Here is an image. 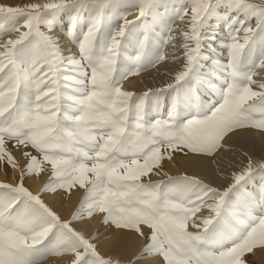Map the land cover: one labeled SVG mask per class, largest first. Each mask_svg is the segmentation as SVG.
<instances>
[{
    "label": "snow or ice",
    "instance_id": "snow-or-ice-1",
    "mask_svg": "<svg viewBox=\"0 0 264 264\" xmlns=\"http://www.w3.org/2000/svg\"><path fill=\"white\" fill-rule=\"evenodd\" d=\"M129 8L134 20L123 17ZM171 17L188 19L179 37L170 34ZM113 18H123L118 29ZM42 26L63 28L67 47ZM4 31L18 34L0 43V163L18 166L9 142L25 149L26 163L17 183L0 182V264H38L50 254L70 255L69 264H121L74 226L94 213L120 244L129 232L145 238L127 264L264 258V160L248 157L223 190L196 174L144 180L173 152L203 168L233 135L264 131V80L254 79L264 69V0H39L0 5ZM177 40L184 63L170 83L141 94L122 88L128 76L165 61L160 46ZM130 46L134 56L125 54ZM44 165L51 175L34 193L24 180ZM77 187L84 195L69 219L41 196Z\"/></svg>",
    "mask_w": 264,
    "mask_h": 264
},
{
    "label": "bare ground",
    "instance_id": "bare-ground-1",
    "mask_svg": "<svg viewBox=\"0 0 264 264\" xmlns=\"http://www.w3.org/2000/svg\"><path fill=\"white\" fill-rule=\"evenodd\" d=\"M26 1L28 0H0V5L18 6L19 4L25 3ZM215 23L216 22H212L213 25H215ZM179 24H182L180 19H178V21H176L173 26H176L177 28V25ZM179 33L180 31H174L170 34L176 36ZM57 37L60 39L61 48H66L67 38L63 35H58ZM181 44V42H177L169 48H172L173 50V48H178L177 46H181ZM213 47H216V45ZM71 50L76 51V47L73 45ZM172 50H170V52ZM220 51L221 50L217 47V52ZM166 52L168 53L167 50ZM171 71H174V68L171 65L170 67H163L162 65L155 66L154 68L146 70L142 74L136 76L133 81V85H138L140 88L149 87L148 84H150L152 81L156 82L157 79L160 78L161 74L165 75ZM262 72H264V69L259 68L257 75H261ZM150 86L152 87L153 84L151 83ZM227 144H239L241 146L242 152L233 156L230 155V153H228V149L224 147L220 158L217 159L215 163H211L209 166H205L203 168H201L199 165L192 164L190 157L185 155L178 157L176 160H174V158L168 160L166 166L170 170L183 169L184 171L191 172V174L194 173L201 176L205 180L212 182L214 180L220 179L222 181L227 179L231 180L230 178L232 172L242 168L243 164H246L248 157H251L253 161L264 160V131L248 129L243 133H237L233 135ZM245 153L247 155H245ZM226 155H230V158L226 157ZM29 186L35 190L38 189L39 181H37V177H35V175L30 177ZM41 196L44 201L60 215L62 219H69L71 213L76 208H74L75 201L77 199L76 193L73 195H68L67 198L62 196L61 191H57L56 194L44 192L41 193ZM99 221V215L94 213L92 217H85L82 222H74V226L84 229L88 236L94 237L98 241V250L102 255L107 256V254L113 253V259H120L121 264H127V261L133 259V254L139 251L145 241L142 237L136 235L135 233L129 232L127 233L129 237L127 242L125 244H120L117 240L119 234L114 229H109L106 225H100ZM70 259L71 257L68 254H63L60 256L49 255L41 264H66L70 261ZM256 260L257 264H264V258L259 256V254L256 257ZM134 264H145V261L142 260L139 262H134Z\"/></svg>",
    "mask_w": 264,
    "mask_h": 264
},
{
    "label": "rangeland",
    "instance_id": "rangeland-1",
    "mask_svg": "<svg viewBox=\"0 0 264 264\" xmlns=\"http://www.w3.org/2000/svg\"><path fill=\"white\" fill-rule=\"evenodd\" d=\"M32 2H39V0H28V1H26L25 3H22V4H19L18 6H23V5H26V4H28V3H32ZM6 6H11V5H6ZM14 6V5H13ZM17 6V5H16ZM159 11L160 12H163L164 11V8L163 7H160L159 8ZM136 15H137V11H136V9H134V8H129V9H126V10H124L123 11V17L124 18H126V19H128V20H134L135 19V17H136ZM176 21H178V18H175V17H171L170 19H168V24H169V26L171 27V29H173V31L172 32H174V31H180V33L178 34V35H176V37H179L180 35H181V30H183V29H185L186 27H187V24H188V19L187 18H185L184 20H180V22L182 23V24H179V25H177V28H176V26L174 27L173 26V24L176 22ZM212 22H216L215 20H213V21H211V23ZM21 22L20 21H18V24H20ZM123 23V18H121V19H116V18H113V20L111 21V24H112V27L114 28V29H118L119 28V26H120V24H122ZM252 26L253 27H255V20H253L252 21ZM86 27V26H85ZM173 27V28H172ZM42 30L43 31H45V32H48V34L49 35H52V36H54V37H57L58 35H62V33H63V28H59V29H53L52 31H49L47 28H44L43 26H42ZM20 31H24V28L21 26L20 27ZM155 31L157 32V33H159L160 31H161V29H160V26L159 25H157L156 26V28H155ZM18 33L17 32H15V31H4V32H2V33H0V43H3L6 39H8L9 37H15L16 35H17ZM163 35L164 36H168L169 35V33L167 32V31H165L164 33H163ZM241 35H243V33H241ZM65 37V36H64ZM177 42H181V43H183V41L182 40H177L176 41V43ZM175 43V44H176ZM172 45H174V44H162L161 46H160V50L161 51H163V53L166 55V57H167V59L165 60V61H160V62H157V63H155V65L154 66H149V67H146V68H144V69H142V70H140V71H138V72H136L135 74H133V75H130V76H128L125 80H123L122 81V88L124 89V90H128V91H133L134 93H137V94H141V93H143V92H145L147 89H149V88H153V89H155V88H158V87H161V86H163V85H165V84H167V83H170L172 80H173V78H174V74H175V72H177V70L179 71L180 70V68H181V66L183 65V63H184V60L181 58V59H177V57H182V50H181V46H177L178 48H173V50H172V48L170 49L169 47H171ZM182 45V44H181ZM75 46V45H74ZM166 46V47H165ZM214 46V45H213ZM205 47V49H207V45H205L204 46ZM167 48H169L170 50H172L171 52H170V50L169 49H167ZM168 51V53L166 52V50ZM156 51H157V49H156V47L155 46H152L149 50H148V55H149V58H153L154 56H155V54H156ZM65 54H67V53H65ZM126 55H135V51L133 50V48L130 46L127 50H126V53H125ZM181 55V56H180ZM158 65H162L163 67H170V65L174 68V71H171L170 73H166L165 75H163V74H161V76H160V78L159 79H157V81L155 82V81H152L151 83L153 84V86L151 87L150 85H151V83L150 84H148L149 85V87H146V88H140L138 85H133V81H134V79L136 78V76H138V75H140V74H142L144 71H146V70H149V69H152V68H154L155 66H158ZM208 67V65L207 64H205V68H207ZM258 70H259V68H256L255 69V72L258 74ZM165 72V71H164ZM169 76V77H168ZM133 79V80H132ZM254 79H256V80H258V81H260V80H264V72H262V74L261 75H255L254 76ZM154 83H155V85H154ZM157 85V86H156ZM202 99L204 100V101H208V100H210V99H212V97L210 96V95H208V94H204L203 96H202ZM151 103H152V101L149 99V100H147L146 101V105H151ZM167 103H168V98L167 97H165V105H167ZM161 114L162 115H166V107L164 108V109H162V111H161ZM152 119H155L156 118V115H155V113H153V115H152V117H151ZM13 143L14 142H9V150L12 152V154L14 155V157L16 158V160H17V162H18V166L16 167V168H12V167H10V166H8L6 163H0V182H7V183H11V184H15V183H17V181H18V178H19V176H20V170H21V168L25 165V163H26V159H25V157L22 155V152L25 150L22 146H20V147H14L13 146ZM225 147L228 149V153H230V155H235V154H240L241 152H242V149H241V146L238 144H233V145H230V144H225ZM28 151H32V153H33V155H38L34 150H32V149H27ZM230 155H226V157H228V158H230ZM180 156H184V154L183 153H181V152H173V154H172V158L171 159H173L174 158V160H176L178 157H180ZM171 159H169V158H167V157H165L163 160H162V162H161V166L160 167H158L157 169H155V171L152 173V174H150L149 175V177H145L144 178V180H145V182H147L149 179L150 180H152V181H161V180H166V178H167V176H177V175H180V174H189V175H192V174H194V173H192L191 174V172H187V171H184L183 169H180V170H170V169H168V167L166 166V163H168L167 161L168 160H171ZM245 164H243V166H244ZM242 167V166H241ZM43 171L42 172H40V173H33L32 175H35V177H37V181H39V187H38V189H34V188H32V187H30L29 186V179H30V177H32V175L31 176H28V177H26L25 178V180H24V185L26 186V187H28L29 188V190H31V191H33L34 193L35 192H37V191H39V189L42 187V185L49 179V177H50V175H51V173H50V166H48V165H44L43 166ZM240 169V168H239ZM158 173V174H157ZM165 174H167V176L165 175ZM218 176V175H217ZM231 179V178H230ZM229 179H227V180H224V181H222L221 179L220 180H214V181H212V184H213V186L214 187H217V188H219L220 190H223V189H225V188H227L228 187V185L231 183V180H229ZM207 181V180H206ZM217 181H218V183H217ZM219 181H220V184H219ZM214 182H216V183H214ZM227 182V183H226ZM257 184H259V177H257L255 180H253V181H249L246 185H245V187L249 190V191H251V190H253L254 188H255V186L257 185ZM57 191H61L62 192V196L65 198H67L68 197V195H73L74 193H76L77 194V199H76V201H75V206H74V208L75 207H77V205H78V203H79V201H80V199L83 197V195H84V189H82V188H79V187H77V188H74L73 190H71V192L69 193V192H65V191H63V190H57ZM209 202H212V201H209ZM96 214H98L99 215V224L100 225H103L102 223H101V219H102V216H101V214H99V213H96ZM209 214V210L208 209H202V211H201V213H200V215H208ZM189 230L190 231H196L197 229H195V228H192V227H190L189 228ZM144 231H145V233H147L148 231H149V229L147 228V227H144ZM143 238V240L145 241V238L144 237H142ZM51 255V254H50ZM49 256V255H48ZM48 256H46L45 258H43V259H41L39 262H38V264H41L43 261H45L46 260V258L48 257ZM57 256H60V255H57ZM70 262V261H69ZM69 262L68 263H66V264H69Z\"/></svg>",
    "mask_w": 264,
    "mask_h": 264
}]
</instances>
